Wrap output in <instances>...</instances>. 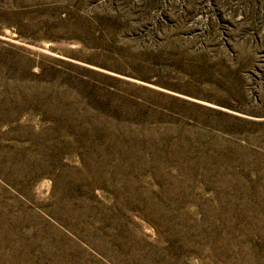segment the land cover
<instances>
[{
  "label": "rangeland",
  "instance_id": "obj_1",
  "mask_svg": "<svg viewBox=\"0 0 264 264\" xmlns=\"http://www.w3.org/2000/svg\"><path fill=\"white\" fill-rule=\"evenodd\" d=\"M0 264H264V0H0Z\"/></svg>",
  "mask_w": 264,
  "mask_h": 264
}]
</instances>
